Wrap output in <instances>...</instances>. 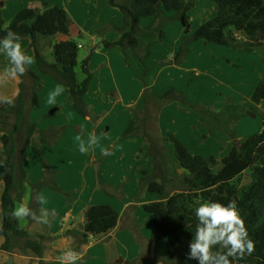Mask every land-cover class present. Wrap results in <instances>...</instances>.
Masks as SVG:
<instances>
[{
    "label": "crops",
    "instance_id": "1",
    "mask_svg": "<svg viewBox=\"0 0 264 264\" xmlns=\"http://www.w3.org/2000/svg\"><path fill=\"white\" fill-rule=\"evenodd\" d=\"M113 9L119 11L120 14L106 9L108 16L104 23L108 25V32L112 31V33L100 39H94L91 52L87 51V55L82 57L84 60L82 63L88 61V70L92 74L88 92L84 97L89 111L87 117L75 111L73 99L63 85L40 71L31 39L21 38L20 41L27 54L34 57V62L28 68L30 72L37 75L38 79L35 84L40 86V92H37L39 105L29 110V122L35 125L36 133L24 157L27 181L20 201L32 207L34 201L32 187L46 178L47 169L53 172L50 179L57 186L56 190L45 188L37 194L38 198L43 199V204L38 199L39 207L35 210L37 214L41 208L48 209L50 213L52 210L55 211L54 217L51 214L49 216V224L37 223L31 218L24 219L23 223L18 220L21 228L24 223L29 224L33 227L35 235L46 238L43 242V257H36L37 264L41 262L61 264V256L69 250L79 253V259L75 261V264H179L176 261H167L163 257L170 250L169 242L165 240V237H156L155 226L150 216L144 211L145 205L159 201L158 196L150 197L152 193L140 188L143 171L151 174L155 169L154 178L162 181L163 171L160 170L162 165L155 168L154 160L148 156V142L144 137L136 135L124 138L130 122L136 121L138 112L144 108L145 89L143 83L126 64L122 54L116 50H106L101 45L104 40L115 42L120 38L116 28L122 26L123 15L119 9ZM3 21L4 27L11 22L8 23L4 18ZM151 22L152 19H143L141 28L146 29ZM164 31L165 39L150 48V56L146 60L147 66L152 68V87L158 96L169 90L185 91L184 86L192 84L191 76H186L188 61L195 57V60L203 59L207 65L204 53H197V51L200 47L215 45L200 43L191 50L181 64H171L182 44L184 30L179 22H175ZM172 36L174 37L173 42L168 45ZM74 38L70 30L68 36L54 37V43L39 40L37 48L41 51L40 46L42 48L46 45L53 51L52 47L55 43L74 40ZM144 43L147 42L144 41ZM86 58L88 60H85ZM79 63L81 59L78 56L77 66ZM8 65L7 56L0 53V71ZM260 72L262 77L255 79L253 83L241 82L236 88L242 99L246 101L244 104H248L247 108L242 107L246 110L243 115L248 117L256 118L258 115H264L263 105L257 106V113L248 110L254 90L264 79L263 67ZM76 77L80 83L85 80L83 77V80H80L77 73ZM29 79L31 78L26 74L23 79L19 77L8 80L0 85V96H7L16 101L20 94L21 84L23 87L28 85ZM181 80L183 83L179 82ZM58 86H62L64 92L56 98L55 104L50 105L47 103L48 93ZM200 88L205 90L202 85ZM186 94L189 98L190 95ZM4 106L0 105V108ZM189 111L192 110H183L177 102L164 105L160 112L158 111L157 118L160 137L164 139L166 135L172 134L193 155L208 160V155H203L200 150L193 148L199 141L196 127L193 124L200 121V118L198 120V117ZM212 111L215 110L212 109ZM92 114L96 117L95 120L91 119ZM44 131H51L47 139L52 143L42 144L41 132ZM82 132V138L85 141L93 132L98 140L95 146L85 152L79 150V142L76 139ZM4 133L0 126V155L3 152L1 139ZM232 137L239 142L248 138V136H239V133L238 137L237 134L236 136L230 134V137H227L228 153L234 145ZM105 148L109 149L110 155H104ZM167 152L170 161L168 176L172 179H176L174 176H181V179L187 172L175 158L173 144L167 145ZM75 186L81 189L76 192L73 189ZM72 194L74 195L71 196ZM17 204L19 202H16ZM99 205L110 206L118 213V225L105 234L90 236L85 241L82 236L85 224L84 213L89 207ZM1 225L2 210L0 208V228ZM1 236L0 234V251L8 254L1 250L5 241L4 236ZM135 248H137L136 252H134ZM13 259L15 264H25L26 261L24 257L16 255H13ZM64 264H67V261Z\"/></svg>",
    "mask_w": 264,
    "mask_h": 264
},
{
    "label": "trees",
    "instance_id": "2",
    "mask_svg": "<svg viewBox=\"0 0 264 264\" xmlns=\"http://www.w3.org/2000/svg\"><path fill=\"white\" fill-rule=\"evenodd\" d=\"M211 1L217 5V15L192 31L189 11L195 6L194 0H120V2L119 0H103L104 5L120 10L123 15V24L116 28L120 35L119 40L115 42L104 40L102 46L107 50L119 51L128 67L143 83L145 105L138 112L139 114L147 116L151 106L156 105L160 110L166 104L177 102L182 109L195 110L201 114L203 124L209 122L207 120L209 116H214L208 108L186 101L182 92L169 90L158 96L153 90L152 68L147 66L146 60L150 56V48L165 39L164 30L175 22L181 23L184 38L171 64H181L191 50L200 43L232 47L245 53L264 49V0ZM143 19H152L150 26L146 29L141 28ZM8 29L17 32L21 38L31 39L41 72L65 85L67 93L73 99L76 112L87 117L89 111L84 97L88 92L92 74L88 70V61H85L83 63L85 80L80 83L76 77L78 44L74 40L55 43L52 47L54 62H48L37 48V43L41 39L70 34L71 19L66 10L43 1L42 9H22L10 24L4 27L0 7V38L6 35ZM144 41H149V43L145 45ZM26 74L34 82L38 79L29 68ZM25 75L21 78L23 79ZM24 90L21 84L20 94L14 101L15 108L11 111L15 115L13 130L10 134L4 133L1 139L3 152L0 160L3 161V165H0V181L4 185V190L0 205L2 210L0 234L5 238L1 250L12 253L16 248L15 240L25 239V250L42 258L43 242L46 238L37 236L35 240L32 239L31 235L20 228L18 220L10 215L16 206L18 197H22L21 193L27 181L24 157L36 133L35 125L28 119ZM32 103L33 106H38L35 87ZM259 105H264V79L254 90L249 108L257 113ZM8 108V105L0 108V115ZM262 119L263 127L260 132L249 136L244 141H235L229 155L222 160L221 169L216 173L212 170L215 163L214 158L208 161L201 156H195L174 135L169 134L164 139H156L146 123L141 128L136 121L130 122L124 138L136 135L144 137L148 142V156L154 160L155 168L162 165V169L160 168L163 171L162 181L154 178L155 169L151 174L143 171L140 188L141 190L147 189L159 198V201L145 205L144 211L150 216L155 226L156 237H165L169 242L170 250L163 256L167 261H176L179 264H198V261L187 258L189 243L198 223L194 215L195 207H192L195 200L218 201L225 205L235 200L249 237L255 242V251L252 255L246 256L238 264H264V115ZM212 127L210 130H213ZM21 133H25L23 135L25 138L20 143L17 139H21ZM50 133L51 131L41 132L42 144L52 143L47 139ZM168 144H173L175 158L187 172L180 179L183 189L174 194L168 189L176 181L168 176L170 165ZM248 171L254 175L253 184L239 192L234 182ZM51 174L53 175V172L47 169L46 178L32 188L34 201L31 209L34 211L39 207L36 192L45 187L57 189L55 183L47 179ZM206 188H211V190H204ZM84 219L82 236L86 241L90 236L105 234L113 230L118 225L119 215L110 206L99 205L89 207L84 213Z\"/></svg>",
    "mask_w": 264,
    "mask_h": 264
},
{
    "label": "rangeland",
    "instance_id": "3",
    "mask_svg": "<svg viewBox=\"0 0 264 264\" xmlns=\"http://www.w3.org/2000/svg\"><path fill=\"white\" fill-rule=\"evenodd\" d=\"M43 1H46L53 6L60 7L66 10V12L68 13L71 19V34L73 33L75 37L74 41H76L77 44H81L79 46V57L81 59V63H79V65L76 67V73L80 80L85 79L86 75L84 73V67L82 63V61L84 60L82 57L84 55H87V51L91 52L94 39H100L101 37L112 33V31L108 32V25L104 24L108 16L106 9L118 13L119 11L113 9L114 7L110 5L105 4V6L103 4V0H0L2 18H4L9 23L22 9H42ZM194 3L195 6L189 11L192 31L196 30L201 24L213 19L217 15L218 11L216 3L211 0H194ZM179 25H181V23H179ZM174 35L176 36V34ZM173 36L172 38H170V42L167 43L168 45L172 44L174 39ZM53 39L54 38L42 40L54 43ZM148 43L149 41L144 44L147 45ZM45 47L47 48L46 45H43L42 48L40 46L42 55L48 62H54L53 51L48 48L45 49ZM198 52L204 53V58L207 60L208 64L206 65L203 59H196L197 61L195 60V57L190 59L188 61L189 64L186 67V69L188 70V73L186 72V76H191L190 78H192V84L189 83L187 86H184L185 91L179 90L177 92H182L185 100L192 104H198L206 108L209 107L211 109H208L211 111L212 109L215 110L212 111L214 116H209L207 118L209 122L204 124L202 122L201 114H199L195 110L189 112H191V114H195L198 117V120L200 118V121H197L193 124L196 127V133L199 137V141L193 148L200 150L203 155H208V161L211 158L215 159L212 170L214 173H216L222 167V160L229 155V153L227 152V137H230V134H235V136L237 134L238 137L239 133V136L241 135V137H249L258 133L263 127L262 116L258 115L255 118L243 115L244 111L246 110L242 107L247 108L248 104H244L246 103V101L242 99L236 88L241 82L250 84L253 83L255 79H259V77H262L260 71L262 67L264 68V49L252 53H245L233 49L232 47L230 48L219 45H209L207 47H200L197 53ZM85 60H88V58H86ZM195 75L198 77H196ZM56 82L60 85H63L58 81ZM179 82L183 83L182 80ZM201 85L203 88H205V90L200 88ZM63 86L65 87V85ZM24 87V91L26 93L25 102L27 105L28 119L30 120L29 110L30 108H35L32 103V94L34 91V87L35 90L37 89V92H40V86L36 85L34 80L29 79L28 85L26 84ZM186 93L190 95L189 98L186 97ZM244 95L246 97L245 93ZM15 105L16 103H14L13 106H9V108L6 111L2 112L0 115L1 129L8 134L12 132L13 123L15 122V115L11 113V111L15 108ZM248 110L250 111V108ZM158 111L160 112L156 105L151 106L149 114L147 116L138 113L136 122L139 126H141V128H143L145 122L148 126V129L156 137V139H162L160 137V132L158 129ZM209 124L213 126L212 129L214 131L210 130L211 126ZM23 135H25V133H21V139L19 137V139H17V141H20V143L25 138V136ZM233 137L231 139L234 143L235 138L233 139ZM20 147L21 146H19V148ZM174 177L176 178V181L168 187L169 192L172 193L181 191L183 189V183H181L180 181L181 176ZM50 178V176L47 177V179L51 180ZM253 181L254 175L253 173L248 171L234 182V186L239 192H242L243 190L249 188L250 185L253 184ZM73 189L77 192L81 188H79V186H75ZM2 190L3 185L0 182V196L2 195ZM53 190L55 189L53 188ZM40 191L36 192V195ZM21 194H23V191ZM74 194H72L71 196H73ZM151 196L155 195L150 194V197ZM20 200L21 197H18L16 202L21 203ZM199 202L204 201L201 199L195 200L192 203V207H196ZM20 222L23 223L24 221L20 220ZM22 226L23 227L20 228L25 230L29 235L32 236V239L35 240L37 235L33 233V227H30L29 224L25 223ZM165 240L167 241L166 238ZM24 242L25 239H16L14 242L16 248L12 253L4 254L0 251V264H9L11 258L12 260H14L13 255H16L17 257H24V260H26L24 262L25 264H37V256L31 251L25 250ZM136 249L137 248H135L134 252H136ZM14 262L15 261H13V263Z\"/></svg>",
    "mask_w": 264,
    "mask_h": 264
},
{
    "label": "clouds",
    "instance_id": "4",
    "mask_svg": "<svg viewBox=\"0 0 264 264\" xmlns=\"http://www.w3.org/2000/svg\"><path fill=\"white\" fill-rule=\"evenodd\" d=\"M21 37L17 32L8 29L6 35L0 38V53L7 56L9 65L0 71V85L10 79H18L26 74L28 66L34 62V57L28 55L21 44ZM62 86L50 91L47 96L48 104H55L56 98L63 94ZM0 105L13 106V99L7 96H0ZM81 135L76 139L79 142V150L87 151L98 143L95 132L90 133L87 140ZM104 155H110L109 149H104ZM0 165L3 161L0 160ZM206 191L211 188L204 189ZM43 204V199L38 198ZM50 214L54 217L55 211L51 213L46 208H41L39 214L28 207L25 203L17 204L11 211V217L16 220H31L49 224ZM194 215L198 221L196 231L189 243L187 258L198 261V264H238L246 256L252 255L255 251V242L249 237L244 219L241 217L237 202L229 201L223 204L218 201L199 202L195 207ZM79 259V253L69 250L61 256V264H75Z\"/></svg>",
    "mask_w": 264,
    "mask_h": 264
},
{
    "label": "water",
    "instance_id": "5",
    "mask_svg": "<svg viewBox=\"0 0 264 264\" xmlns=\"http://www.w3.org/2000/svg\"><path fill=\"white\" fill-rule=\"evenodd\" d=\"M91 119L95 120L96 117L94 115H91ZM9 264H14L12 258L10 259Z\"/></svg>",
    "mask_w": 264,
    "mask_h": 264
}]
</instances>
